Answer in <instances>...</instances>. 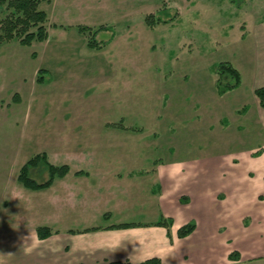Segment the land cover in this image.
<instances>
[{
  "label": "rangeland",
  "instance_id": "rangeland-1",
  "mask_svg": "<svg viewBox=\"0 0 264 264\" xmlns=\"http://www.w3.org/2000/svg\"><path fill=\"white\" fill-rule=\"evenodd\" d=\"M39 9L46 40L0 43V200L9 202L0 222L69 231L184 210L195 239L214 246L210 262L264 264V108L254 93L264 85V0H50ZM222 63L240 74L225 93ZM94 155L127 157L134 172L58 180L34 164L37 183L83 190L67 204L19 179L36 156L74 169ZM166 162L189 177L160 204Z\"/></svg>",
  "mask_w": 264,
  "mask_h": 264
},
{
  "label": "crops",
  "instance_id": "crops-1",
  "mask_svg": "<svg viewBox=\"0 0 264 264\" xmlns=\"http://www.w3.org/2000/svg\"><path fill=\"white\" fill-rule=\"evenodd\" d=\"M90 158L88 162L75 164L74 169L66 165L69 171L58 180L66 178L67 174L68 177L73 175L75 178L86 179L94 178L96 174L102 180L114 173L121 176L124 171L134 172L129 167L130 159L127 157L94 155ZM49 163L57 166L51 161ZM166 163L168 164L159 167L157 176L162 186L154 190L157 194H153L160 204L166 203L167 199L172 197L169 192L181 183L179 178L188 179L189 177L186 173H184L185 176L182 175L184 168L180 171L178 162ZM54 180L46 186L47 189H43L49 191L52 188L50 197L49 194H44L47 202L49 198H52L55 202L67 204L71 196L83 192L80 189H72L66 182H59L58 187H54ZM101 190V187L95 189L97 194ZM179 194V191H176L175 196ZM23 195L24 193L21 196ZM21 196H18V199ZM181 197L178 200H187L185 194ZM79 200V198L74 199L76 203ZM16 201L14 199V202ZM8 203L6 198H1V206ZM78 206L80 204H77ZM182 206L180 203V207ZM163 209L167 211L168 208L163 206ZM182 211L184 213V210ZM183 213L177 217L175 213L167 211L161 213L154 221L111 222L69 231L50 228L52 226L49 227L46 223L39 225L34 222H0V264H106L110 261L141 263L150 258H159L162 264H213L210 261L214 246L212 247L208 239L204 241L195 239L199 229L196 223V229L191 234L179 237L180 227L188 224V219L183 218ZM165 216L173 220L170 227L158 225L163 220L160 218ZM54 222H69V220L57 218ZM124 223L135 225L126 228L114 227ZM38 227H48L52 233L41 239L37 234ZM193 240L195 243L190 245ZM228 256L229 253L226 254L227 260ZM204 258H206L205 262H203Z\"/></svg>",
  "mask_w": 264,
  "mask_h": 264
},
{
  "label": "trees",
  "instance_id": "trees-1",
  "mask_svg": "<svg viewBox=\"0 0 264 264\" xmlns=\"http://www.w3.org/2000/svg\"><path fill=\"white\" fill-rule=\"evenodd\" d=\"M50 0H0V43L11 39H19L23 44H31L34 39L46 40L47 28V14L45 11L39 9L41 2ZM217 73V87L221 93L228 92L236 88L240 84V74L231 65L222 63L218 66ZM259 100L260 107L264 108V85L258 87L254 91ZM44 161L47 163L51 173L54 176L58 173L60 176L65 175L69 168L64 165L61 167L53 166L48 163L46 156H36L30 159L22 168L19 179L27 186L33 189H40L50 185L51 181L46 183H37L34 179L29 177V169L34 164ZM173 223L171 218L163 219L158 225L170 227ZM134 223L119 224L114 227L126 228L134 226ZM196 229V224L188 223L178 230L179 237H185L191 234ZM52 231L48 227H38L37 234L39 238L44 239L48 237ZM238 252H232L230 257L237 256ZM106 264H162L159 258H150L141 263H132L130 261H110Z\"/></svg>",
  "mask_w": 264,
  "mask_h": 264
}]
</instances>
